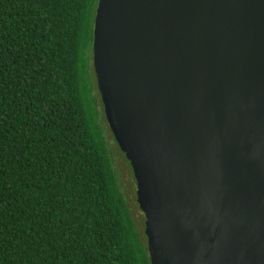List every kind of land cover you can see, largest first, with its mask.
I'll list each match as a JSON object with an SVG mask.
<instances>
[{
    "label": "water",
    "instance_id": "water-1",
    "mask_svg": "<svg viewBox=\"0 0 264 264\" xmlns=\"http://www.w3.org/2000/svg\"><path fill=\"white\" fill-rule=\"evenodd\" d=\"M91 46L151 263L264 264V0H98Z\"/></svg>",
    "mask_w": 264,
    "mask_h": 264
},
{
    "label": "trees",
    "instance_id": "trees-1",
    "mask_svg": "<svg viewBox=\"0 0 264 264\" xmlns=\"http://www.w3.org/2000/svg\"><path fill=\"white\" fill-rule=\"evenodd\" d=\"M97 2L0 0V264H152L90 89Z\"/></svg>",
    "mask_w": 264,
    "mask_h": 264
},
{
    "label": "rangeland",
    "instance_id": "rangeland-1",
    "mask_svg": "<svg viewBox=\"0 0 264 264\" xmlns=\"http://www.w3.org/2000/svg\"><path fill=\"white\" fill-rule=\"evenodd\" d=\"M92 44V43H91ZM92 46L90 45L89 46V51H88V53H87V62H89V67H90V69H91V71H92V77H91V84H90V89L92 90V89H94L93 87L95 86V88L97 89V86H96V80H95V77H94V72H93V61H92V48H91ZM90 83V82H89ZM108 128V127H107ZM108 138H110V140L109 141H112V139H113V137H112V135H110V133H109V131H108ZM112 144V143H111ZM114 145V144H113ZM115 156H116V168L118 169V174H119V177H120V179H121V181L123 182V187H124V192L127 194V197H128V201H129V204H130V207H131V209H132V213H133V215H134V217H135V220H136V223H137V225L139 224V222H138V218H137V215H136V213H135V210H134V207H133V204H132V201H131V198H130V196H129V188H128V186H127V179H126V176H125V173H124V168H123V164H122V161H121V159H120V156H119V153L118 152H116V154H115ZM130 185V184H129ZM131 189V188H130Z\"/></svg>",
    "mask_w": 264,
    "mask_h": 264
}]
</instances>
